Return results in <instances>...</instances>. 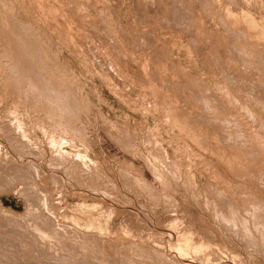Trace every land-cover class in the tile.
<instances>
[{
	"label": "rangeland",
	"instance_id": "1",
	"mask_svg": "<svg viewBox=\"0 0 264 264\" xmlns=\"http://www.w3.org/2000/svg\"><path fill=\"white\" fill-rule=\"evenodd\" d=\"M62 263L264 264V0H0V264Z\"/></svg>",
	"mask_w": 264,
	"mask_h": 264
},
{
	"label": "bare ground",
	"instance_id": "2",
	"mask_svg": "<svg viewBox=\"0 0 264 264\" xmlns=\"http://www.w3.org/2000/svg\"><path fill=\"white\" fill-rule=\"evenodd\" d=\"M236 13V12H235ZM171 17V16H170ZM240 21V20H239ZM263 35V34H262ZM237 36V35H236ZM257 37V36H256ZM12 63V62H11ZM142 65V64H141ZM145 68V67H144ZM255 73V72H254ZM251 75V74H250ZM253 76V75H252ZM262 83V82H261ZM262 93V92H261ZM256 98V97H255ZM213 137V136H212ZM218 137V136H217ZM215 141V140H214ZM2 153V152H1ZM160 173V172H159ZM160 177V176H159ZM176 184V183H175ZM245 189V188H244ZM231 191V190H230ZM220 192V191H219ZM214 198V197H213ZM221 202V201H220ZM228 203V202H227ZM33 204V203H32ZM84 204V203H83ZM216 204V203H215ZM88 207V206H87ZM172 207V206H171ZM30 208V207H29ZM261 208V207H260ZM27 210V209H26ZM172 210V209H171ZM233 210V209H232ZM257 210V209H256ZM176 211V210H175ZM224 211V210H223ZM249 211V210H248ZM255 211V210H254ZM102 214V213H101ZM233 214V213H232ZM50 218V217H49ZM80 218V217H79ZM92 218V217H91ZM62 219V218H61ZM256 220V219H255ZM178 221V220H177ZM88 222V221H87ZM254 222V221H253ZM261 223V222H260ZM57 224V223H56ZM91 224V223H90ZM51 226V225H50ZM262 226V225H261ZM40 227V226H39ZM237 228V227H236ZM58 229V228H57ZM46 230V229H45ZM51 230V229H50ZM263 231V230H262ZM263 233V232H262ZM43 235V234H42ZM101 235V234H100ZM104 238V237H103ZM75 239V238H74ZM84 239V238H83ZM109 240V239H108ZM36 241V240H35ZM170 242V241H169ZM184 242H185V240H184ZM5 243V242H4ZM186 246L187 247H190V245H189V240L187 239V237H186ZM184 243V244H185ZM65 246V245H64ZM178 246H179V244H178ZM181 246V245H180ZM172 247V246H171ZM183 247V246H182ZM182 247H178L177 249H178V251H180V249L182 250ZM129 248V247H128ZM180 248V249H179ZM186 248V247H185ZM195 248V247H194ZM198 248V247H197ZM156 249V248H155ZM176 249V250H177ZM73 250H74V248H73ZM184 250H187V249H184ZM183 250V251H184ZM190 250V249H189ZM177 251V252H178ZM197 251V250H196ZM186 252H188V251H186ZM200 252V251H199ZM60 253V252H59ZM87 253V252H86ZM183 253V252H182ZM160 255V254H159ZM183 256V255H182ZM194 256V255H193ZM78 257V256H77ZM186 257V256H185ZM55 258V257H54ZM66 259V258H65ZM237 259V258H236ZM70 260V259H69ZM214 260V259H213ZM185 262H187V261H185ZM63 264V263H62ZM185 264V263H184Z\"/></svg>",
	"mask_w": 264,
	"mask_h": 264
}]
</instances>
